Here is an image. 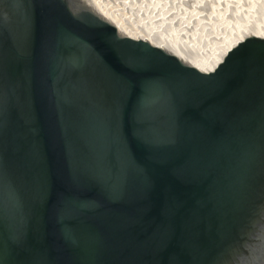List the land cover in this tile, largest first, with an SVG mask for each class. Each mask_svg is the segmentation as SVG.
<instances>
[{"label":"water","instance_id":"95a60500","mask_svg":"<svg viewBox=\"0 0 264 264\" xmlns=\"http://www.w3.org/2000/svg\"><path fill=\"white\" fill-rule=\"evenodd\" d=\"M0 264H264V38L208 73L0 0Z\"/></svg>","mask_w":264,"mask_h":264},{"label":"rangeland","instance_id":"374dc122","mask_svg":"<svg viewBox=\"0 0 264 264\" xmlns=\"http://www.w3.org/2000/svg\"><path fill=\"white\" fill-rule=\"evenodd\" d=\"M232 1H234V0H232ZM232 1L231 0H224L222 2L221 1L217 2V0H212V1L211 0H153V2H155V4L158 5V7H157L158 9L156 10V8H155V10L153 11L152 9L154 8V6L152 5V3H153L152 0H102V2L104 4L107 3V6L111 11L115 12L116 14H120L119 15L120 17L121 16L126 17L129 25H131L132 21H133L132 24H136L137 27L140 24L141 25V26L139 25L140 29H142L143 25L148 26L149 20L152 17V20H150V23H151V21H154L153 23H156L154 26L159 27L158 31H160L161 34L162 33L165 34V32H166L167 36H170L172 39L181 41L182 44H184V42H186L185 47H187V48L189 47V49L191 48L190 50L197 51V52H198V50L203 51V50H205V48L207 49L208 45H210V38H209L210 34L213 35L212 33L215 30H216L217 34H214V35L216 36V35H218V33L221 34V32L223 34V31L226 30L228 28V26L231 27L232 24L235 25L236 21H238V20H239V23L242 22L244 25L247 24V23H245L247 20L246 19L244 20V18H249V20H251V17H254L255 19L257 17V19H256L257 22H260L263 20L264 16H262L263 15L262 13H264V0H235L236 1L235 3H233ZM237 1H239V2H237ZM231 2L233 4H231ZM210 3L214 6H212ZM226 4H228L229 5L228 7L230 8L229 11H227L228 13L226 14V17H225L226 21L221 22L222 19L219 16H217V14H216V16H217L216 18L219 21L215 20L214 18H210L211 16H213L212 13L214 12V9L216 10L217 8H218L217 11L218 10L222 11L221 12L222 14L226 13V11H225L226 6H227ZM222 5H224V6H222ZM230 5L233 7H234V5H236V8L238 7L237 5H239V7H238V9H236L235 7H234V9H231ZM160 7L163 8V15H165V14L167 15L165 18L160 17V15H161V8ZM249 7H251L252 10ZM147 8H149V9H147ZM159 8H160V10H159ZM224 8H225V10L223 11L222 9H224ZM192 9H193L192 12H194V13L191 14ZM233 10L234 11L239 10L240 12L235 13L236 11L234 12ZM186 11H187V13H186ZM158 14H160L159 17L157 16ZM190 14L191 15L196 14L197 16L199 15L198 19H195V18H193L194 20L188 19L187 17H190ZM137 15L139 18L137 17ZM144 15H146V16H144ZM183 15L186 18L184 20H183V18H184ZM260 16H262L263 18L262 17L260 18ZM181 18H182V20H181ZM233 18H235L236 20ZM153 19H155V20H153ZM197 20H200L202 22L201 26L198 24L199 22L197 23ZM214 20H215L216 25L213 22ZM156 21L159 23H157ZM207 21L209 22V24L210 23L211 24L210 25L208 24L206 26L205 24L208 23ZM194 22L196 25L197 24L198 25L194 26L195 25V24H193ZM226 23H227V25H226ZM242 23H241V25H243ZM160 25H161V27H160ZM203 25L207 27V28L205 27L206 28L205 30L203 29ZM224 25H226V26L223 27ZM214 26L219 27V28L214 29ZM210 27L214 30L212 31V29ZM146 28L147 27H145V26L143 27V29H146ZM200 30H202V31H200ZM203 31H205V32H203ZM211 31H212V33H210ZM214 35H213V37H214ZM201 36H203V37L200 38ZM191 40L193 43L192 42L190 43ZM198 40H200V41H198ZM194 43H196V44H194ZM198 43H200V44H198ZM206 43H207V45H206ZM203 45L207 46V47H204ZM201 46H202V49H201Z\"/></svg>","mask_w":264,"mask_h":264},{"label":"bare ground","instance_id":"6f19581e","mask_svg":"<svg viewBox=\"0 0 264 264\" xmlns=\"http://www.w3.org/2000/svg\"><path fill=\"white\" fill-rule=\"evenodd\" d=\"M86 2L87 5H89L92 9H94L98 14H100V16H102L104 19H106L108 22H110L112 25H114L120 33L126 35V36H129L133 39H140V40H145L147 42H150L151 44L157 46V47H160L164 50H167L169 51L170 53L172 54H175L177 55L180 59H182L183 61H185L186 63H189L191 65H193L194 67L200 69L201 71L203 72H208L210 73L211 71L214 70V68L219 65L222 61H223V58L224 56L227 54L228 50H230L231 48L237 46L242 40H244L245 38L249 37V36H257V37H261V38H264V18L262 16H264V13H262L263 15L260 16V18L262 17L263 20L260 21V22H257L256 19L254 17H251V20H249V18H244V20L246 19L247 21L245 23L247 24H243L242 22L239 23V20L236 21V24L233 25L230 27L228 26V28L226 30L223 31V34L221 32L218 33V35H214V34H217L216 33V30L213 31L215 28H219V27H216L214 26V29H212V31L210 33H212L214 35H211L210 34V45L207 46H204V47H207V49L205 48V50L203 51H192L189 49V47H185L186 45V42H184V44L181 43V41H178V40H175V39H172L170 36H167L166 32L165 34L162 33L160 31H158L159 27L157 26H154L156 23H153L154 21H151L150 23V20H152V17L151 19L149 20V25L146 26V25H143V27H147L146 29H140V26L136 24H132L131 22V25L128 24V20L126 19V17L124 16H119L120 14H116L115 12L111 11L108 6H107V3H103L102 0H84ZM212 1V0H211ZM222 2L224 0H217V2ZM232 1V0H231ZM153 2V0H152ZM210 2V1H209ZM233 3H235L236 1H232ZM231 2V4H233ZM239 2V1H237ZM211 4V3H210ZM219 4V3H218ZM222 4V3H221ZM230 4V3H229ZM152 5L154 6V8L152 9L153 11L158 9V5L155 4V2L152 3ZM212 5V4H211ZM210 5V6H211ZM216 5V4H215ZM225 5V4H224ZM222 5V6H224ZM226 10L225 8L222 9L223 11L225 10L226 13H221L222 11L218 10L217 9L215 10L214 8V12L212 13L213 16H211L210 18H214L215 20H218L216 17L219 16L222 20L221 22H224L226 21L225 17H226V14L228 13L227 11H229V5L226 4ZM214 6V5H212ZM239 7V5H237ZM150 7V6H149ZM220 7V6H219ZM231 9H234V7L236 8V5L231 6ZM233 7V8H232ZM238 7L236 9H238ZM161 8V7H160ZM159 8V10H160ZM210 8V7H209ZM221 8V7H220ZM251 8V7H249ZM248 8V9H249ZM149 9V8H147ZM151 10V11H152ZM158 10V11H159ZM252 10V8H251ZM193 9L191 10V14L194 13L192 12ZM234 11V10H233ZM236 11V10H235ZM234 11V12H235ZM156 12V11H155ZM240 11L237 10L235 13H239ZM187 13V11H186ZM242 13V12H241ZM240 13V14H241ZM190 14V17H187L188 19H198V16L195 14V15H191ZM217 14V16H216ZM233 14V13H232ZM141 15V14H140ZM160 14H158L157 16L159 17ZM163 8H161V15L160 17L162 18H165L167 15H163ZM239 15V14H238ZM237 15V16H238ZM257 15V14H256ZM261 15V14H260ZM146 16V15H144ZM184 16V15H183ZM182 16V17H183ZM240 16V15H239ZM138 17V15H137ZM157 17V18H158ZM197 17V18H196ZM234 17V16H233ZM259 17V16H258ZM139 18V17H138ZM142 18V17H141ZM140 18V19H141ZM161 18V19H162ZM240 18V17H239ZM186 19L185 16L183 18V20ZM235 19V18H233ZM137 20V19H136ZM143 20V19H142ZM155 20V19H153ZM159 20V19H158ZM182 20V18H181ZM194 20V19H193ZM211 20V19H210ZM215 20L213 21L215 23ZM236 20V19H235ZM243 20V19H242ZM160 21V20H159ZM188 21V20H187ZM186 21V22H187ZM212 21V20H211ZM219 21V20H218ZM130 22V21H129ZM157 22V21H156ZM164 22V21H163ZM199 22V23H198ZM208 22V21H207ZM206 22V23H207ZM140 23V22H139ZM159 23V22H157ZM197 23L201 26L202 22L200 20H197ZM230 23V22H229ZM241 23L243 25H241ZM195 24V22L193 23ZM197 24V25H198ZM209 24V22L207 24H205L206 26ZM211 24V23H210ZM209 24V25H210ZM213 24V23H212ZM151 25V26H150ZM159 25V24H158ZM196 24L194 26H197ZM216 25V23H215ZM227 25V23H226ZM226 25H224L223 27H225ZM191 26V25H190ZM193 26V25H192ZM203 25V29L205 30L207 27ZM161 27V25H160ZM206 27V28H205ZM196 28V27H195ZM198 28V27H197ZM202 29V30H203ZM225 29V28H224ZM200 30V31H202ZM221 30V29H220ZM210 31V30H209ZM205 32V31H203ZM215 32V33H214ZM172 36V35H171ZM203 36H201L200 38H202ZM208 38V39H209ZM207 39V40H208ZM195 41V40H194ZM200 41V40H198ZM192 42V40L190 41V43ZM197 42V41H196ZM193 43V42H192ZM196 44V43H194ZM200 44V43H198ZM189 45V44H188ZM207 45V43H206ZM199 46V45H198ZM193 47V46H192ZM197 48V47H196ZM200 49V48H199ZM201 49H202V46H201ZM200 49V50H201ZM204 49V48H203ZM197 50V49H196Z\"/></svg>","mask_w":264,"mask_h":264}]
</instances>
